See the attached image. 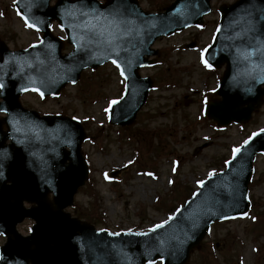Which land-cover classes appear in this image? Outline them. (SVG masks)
<instances>
[{"label": "water", "instance_id": "obj_1", "mask_svg": "<svg viewBox=\"0 0 264 264\" xmlns=\"http://www.w3.org/2000/svg\"><path fill=\"white\" fill-rule=\"evenodd\" d=\"M50 1H16L24 17L44 33L42 43L16 51L0 43V112L7 113L0 119V233L7 237L0 264H145L158 258L165 264L186 263L215 220L248 210V185L255 157L264 152V129L240 147L225 171L204 181L163 227L111 233L65 211L89 172L81 152L82 125L61 115L40 116L25 109L19 97L24 89L58 95L83 69L116 60L127 84L110 121L131 124L152 87V79L138 73L153 64L145 57L158 53L151 45L160 36L202 22L211 11L210 1L176 0L163 13H147L137 0L105 5L97 0H59L53 7ZM220 11L221 23L206 58L216 68L226 64V71L217 89L222 99L208 105L207 115L227 125L247 121L264 95V0H238ZM53 19L59 20L75 47L66 55L61 40L51 34ZM25 201L35 205L27 208ZM27 217L36 224L25 236L17 225Z\"/></svg>", "mask_w": 264, "mask_h": 264}, {"label": "rangeland", "instance_id": "obj_2", "mask_svg": "<svg viewBox=\"0 0 264 264\" xmlns=\"http://www.w3.org/2000/svg\"><path fill=\"white\" fill-rule=\"evenodd\" d=\"M173 1L139 3L147 11H156ZM235 1L211 0L213 10L199 28L154 43L159 50L153 58L155 65L141 70L142 75L153 78L154 87L128 127L130 134L126 127L109 123L111 101L120 98L125 87L124 78L112 63L84 71L79 81L65 86L58 97L42 98L36 92L20 97L27 108L69 116L84 126L87 139L82 152L90 173L74 200L86 216L84 220L112 232L151 229L168 220L173 208L200 187L199 181L224 170L232 149L264 128V97L245 123L221 126L204 112L207 103L219 99L215 90L225 66L206 68L201 57L219 24L218 8ZM53 34L62 39L63 52L72 48L56 22ZM41 36L25 25L15 0H0V41L16 50L38 42ZM192 39L197 45L186 48ZM119 169L124 170L117 178L110 177ZM249 198L251 206L246 214L211 225L192 249L187 264H264V155L255 162ZM68 211L74 212L73 208ZM33 223L25 219L18 229L26 235ZM5 240L0 234V246Z\"/></svg>", "mask_w": 264, "mask_h": 264}, {"label": "snow or ice", "instance_id": "obj_3", "mask_svg": "<svg viewBox=\"0 0 264 264\" xmlns=\"http://www.w3.org/2000/svg\"><path fill=\"white\" fill-rule=\"evenodd\" d=\"M114 11H115V14L116 15H119V9H115ZM22 18L24 19V23H25V25L27 27H29V28H35L37 31H39V28H37V26L34 23H30L27 17H22ZM33 47H35V45H33ZM204 51L206 52L207 49H205ZM201 60H202V63L204 64V66L206 68H211L212 67V65L208 62V60L207 59H204L203 56L201 57ZM112 63L115 64L118 69H120V74L123 76L124 75V70L121 68L120 64L116 60H113ZM0 88H3V84H0ZM24 90H27V89H24ZM33 90L34 91H39L38 89H33ZM40 95L43 97L44 94L41 92ZM117 103H119V101H117V100H112L111 101V104H117ZM105 111L108 112L109 109L106 108ZM262 131H264V130H262ZM253 135H259V133H254ZM247 143L248 142L245 141V144H247ZM232 152H233L234 158H235V155L241 152V148L240 147H236V148L232 149ZM149 175H151V174L149 173ZM209 175L215 176L216 173L215 172H212ZM198 183H199V186L201 188L204 187V183L205 182L203 180L199 181ZM163 226H164L163 224H158V225L155 226V228L152 229V231H155L156 228H161ZM138 235H146V233H138Z\"/></svg>", "mask_w": 264, "mask_h": 264}, {"label": "trees", "instance_id": "obj_4", "mask_svg": "<svg viewBox=\"0 0 264 264\" xmlns=\"http://www.w3.org/2000/svg\"><path fill=\"white\" fill-rule=\"evenodd\" d=\"M184 200V199H183ZM183 200L181 202H183Z\"/></svg>", "mask_w": 264, "mask_h": 264}]
</instances>
